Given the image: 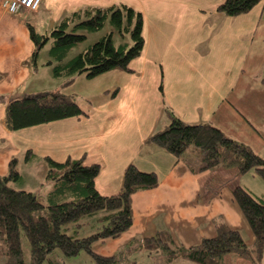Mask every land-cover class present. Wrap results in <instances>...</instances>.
Listing matches in <instances>:
<instances>
[{
  "label": "crops",
  "instance_id": "1",
  "mask_svg": "<svg viewBox=\"0 0 264 264\" xmlns=\"http://www.w3.org/2000/svg\"><path fill=\"white\" fill-rule=\"evenodd\" d=\"M2 1L0 176L7 173L8 163L16 158L18 167L31 165L27 177L19 171L21 189L34 194L23 183L36 179L41 196H45L52 186L45 181L44 157L57 162L73 157L67 151L61 160L54 159L48 151L37 156L32 146L85 142L86 148L79 149L76 156L84 157L87 165L101 166L99 161L88 160L90 151L94 154L96 148L101 152L115 143L131 164L138 165L140 171L154 172L159 181L157 188L138 191L132 196L133 222L119 238V245L129 246L130 253L143 251L138 248L143 238L166 230L178 245L193 246L215 234L213 221L218 217L238 230L246 245L252 244L249 224L231 195L233 188L240 185L262 197L263 181L250 172L240 175L236 169L191 173L182 160L153 146L147 139L168 125L165 111L169 110L188 125L210 123L264 159V86L254 79L264 66V4L230 18L216 11L223 0H41L37 12L15 15L2 10ZM119 5L142 13L145 48L140 58L131 62V76H136L137 85L121 95L118 89L114 97L119 99L117 107L109 105L99 120H90L86 114L87 117L17 132L8 130L5 107L9 101L51 92L34 79L35 67L30 60L36 50L29 27L37 34L47 35L73 12ZM45 65L36 62L37 68ZM146 77L148 83H143ZM27 153H30L28 160ZM103 168L98 177L111 174ZM114 174L102 185L96 178L100 195L119 191L122 184L119 173L112 184L108 183ZM262 256L261 264H264V252ZM222 258L221 264H249L234 253ZM172 264L192 263L175 260Z\"/></svg>",
  "mask_w": 264,
  "mask_h": 264
},
{
  "label": "trees",
  "instance_id": "2",
  "mask_svg": "<svg viewBox=\"0 0 264 264\" xmlns=\"http://www.w3.org/2000/svg\"><path fill=\"white\" fill-rule=\"evenodd\" d=\"M263 4L264 0H223L216 11L231 18ZM29 29L36 50L30 61L36 67L40 49L51 42V60L46 66L51 67L55 78L64 77L66 85L71 84L77 75L94 78L112 70L131 73V62L140 58L145 48L142 13L125 5L73 12L47 35ZM100 31H104L101 38L68 59L73 48L88 39L87 35ZM262 75L264 84V70ZM5 108L7 129L14 132L69 118L87 117L78 103L59 91H42L15 99ZM165 113L168 125L151 135L147 142L182 160L191 173L216 168L236 169L240 175L254 171L264 182V159L249 146L224 135L210 123L188 125L173 112L166 110ZM191 147L198 150L195 160L185 154ZM43 161L46 165L45 181L52 186L45 196L21 189L22 177L16 158L8 163L7 173L0 176V254L6 257L3 264H24L20 232L24 233L29 244V264H42L48 253L54 250L66 257L84 251L96 264H119L115 256L104 257L93 252V244L106 239L116 240L130 229L132 196L138 191L157 188L156 174L140 171L130 164L123 171L119 191L113 195H100L95 186L100 174L99 164L87 165L84 157L57 162L46 156ZM12 184H16V188ZM231 197L253 234L250 246L246 245L238 230L218 217L213 221L215 234L196 245L182 247L169 232L161 230L143 238L138 248L148 258L152 254H164L165 264H172L175 260L221 264L222 257L230 253L245 258L249 264H261L264 195L258 197L238 185L233 188ZM85 229L89 231L84 232Z\"/></svg>",
  "mask_w": 264,
  "mask_h": 264
},
{
  "label": "rangeland",
  "instance_id": "3",
  "mask_svg": "<svg viewBox=\"0 0 264 264\" xmlns=\"http://www.w3.org/2000/svg\"><path fill=\"white\" fill-rule=\"evenodd\" d=\"M104 34V31L97 32L95 34H89L87 35L88 39L78 46L74 47L73 50L68 55V59L74 57L77 53L81 52L85 49L86 46L93 44L101 38V36ZM120 39V38H118ZM128 40V38H127ZM50 43V42H49ZM47 43L44 47L40 49L39 56L36 59L37 65L40 64H46L51 60L49 55V49L51 46V43ZM132 64L129 66L131 69ZM35 67V66H34ZM264 70V66L262 71H260L256 77L254 78L255 81H258V83L261 86H264V84L261 82V79L263 77L262 72ZM34 79L38 80L39 86L43 85L47 87L48 91H59L61 94H66L69 97H71L75 103H78L82 110L87 114V116H90V120L94 119H100L103 114H105L107 111V107L113 106V108H116L118 105L119 99H114L116 95V91L119 89L121 94L126 93L127 88L134 87L137 85V78L136 76L132 77L131 73H127L122 70H112L108 71V73L100 74L97 77L94 78H87L85 75H77L74 77L71 84L66 85L64 77L62 78H55L53 76V73L51 72V67L49 66H43V68H34ZM148 77H146L143 81V83H148ZM142 83V84H143ZM143 90V89H142ZM120 98V97H118ZM110 105V106H109ZM153 135V134H152ZM36 146H32L34 153L39 156L40 154L44 153V151H48L52 154V157L54 159H63L64 158V152L67 151V153L71 154L73 158H78L77 153L78 150L81 148H84L86 145L85 142H79L77 144L75 143H60V146L58 145H46L38 143ZM86 148V146H85ZM107 149L99 152L96 148L95 153L91 154L90 151V158L88 160L90 161H99L101 163V166L104 167L103 170L108 169V172L111 174L104 175L102 174V177H98L97 181L100 182L102 185L106 180L108 181V177L115 173L113 177L109 178V182H113V180L116 178V173H119L120 183L122 182L124 169L128 165H130V160L126 157V154L121 153L122 150L118 145L115 143H112L111 146H107ZM187 156L193 160L196 159L195 156L198 155V150H196L194 147H191L188 149V151L185 153ZM72 158V159H73ZM94 159V160H93ZM39 160V159H38ZM38 160L34 161V164H36V167L39 168L40 164L38 163ZM42 163L44 164V161L42 160ZM140 165V163L138 162ZM100 165V164H99ZM134 165V164H133ZM145 165V163H143ZM31 165L21 164L20 167H18V170L21 172V175L26 176V173H28ZM100 166V169H101ZM138 168V165H134ZM145 167V166H144ZM141 168V166H140ZM139 169V168H138ZM141 170V169H140ZM249 174H254L255 177L262 180V178L258 177L254 171H251ZM112 180V181H110ZM263 181V180H262ZM264 183V182H263ZM35 184V185H34ZM38 183L35 180H33L32 183L28 181H24L23 185L25 187H29L34 191L35 194L41 195V187L36 186ZM34 185V186H33ZM122 185V184H121ZM14 188H16V184H12ZM39 189H37V188ZM121 188V186H120ZM119 188V189H120ZM88 232L89 229H85ZM20 243L22 246V256H23V263L29 264L30 263V255H29V244L27 242L26 237L24 236V233L20 232ZM116 238V240H110L106 239L104 240V243L102 242H96L93 244L92 251L101 255H114L116 257V260H118L119 264H165L164 261V254H152L151 257H146L145 253L143 251H131V253L128 251L130 249L129 246H122L120 244L119 238ZM245 259V258H244ZM129 260V262H127ZM6 261V257L0 254V264H3ZM133 262V263H131ZM42 264H96L95 261H93L87 253L84 251L80 252L77 256H71L66 257L63 255L60 251L54 250L53 252L48 253V256L46 260Z\"/></svg>",
  "mask_w": 264,
  "mask_h": 264
},
{
  "label": "built area",
  "instance_id": "4",
  "mask_svg": "<svg viewBox=\"0 0 264 264\" xmlns=\"http://www.w3.org/2000/svg\"><path fill=\"white\" fill-rule=\"evenodd\" d=\"M41 0H3L2 10L10 15H15L23 11L37 12Z\"/></svg>",
  "mask_w": 264,
  "mask_h": 264
},
{
  "label": "bare ground",
  "instance_id": "5",
  "mask_svg": "<svg viewBox=\"0 0 264 264\" xmlns=\"http://www.w3.org/2000/svg\"><path fill=\"white\" fill-rule=\"evenodd\" d=\"M81 230V229H80Z\"/></svg>",
  "mask_w": 264,
  "mask_h": 264
}]
</instances>
